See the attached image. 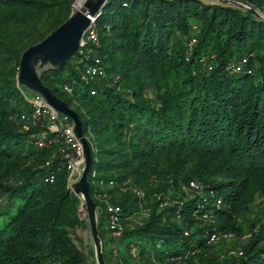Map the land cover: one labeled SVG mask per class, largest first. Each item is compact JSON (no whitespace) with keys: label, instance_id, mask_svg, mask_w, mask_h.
I'll return each mask as SVG.
<instances>
[{"label":"trees","instance_id":"trees-1","mask_svg":"<svg viewBox=\"0 0 264 264\" xmlns=\"http://www.w3.org/2000/svg\"><path fill=\"white\" fill-rule=\"evenodd\" d=\"M238 1L264 17V0ZM73 2L0 0V264H95L92 247L76 231L87 223L79 197L66 191L67 169L52 146L28 141L34 127L19 120L29 107L15 83L21 52L64 20ZM93 23L99 42L92 48L105 76L76 83L70 93L62 89L83 69L78 47L71 57L80 61L69 57L42 71L40 81L76 110L90 143L87 180L100 205L104 263L110 264L109 246L97 190L121 205L120 236L137 237L130 243L139 253L134 262L124 259L128 264H264V206L247 216L255 193L264 204V21L217 0H106ZM244 57L241 70L231 67ZM50 171L55 178L44 180ZM191 178L202 192L176 194ZM125 180L143 195L123 189ZM154 191L172 194L171 202L149 200ZM139 200L151 210L130 225ZM205 209L212 219L203 220ZM240 217L249 236L231 241L235 251L218 252L224 238L210 242L204 233L239 234Z\"/></svg>","mask_w":264,"mask_h":264},{"label":"water","instance_id":"water-1","mask_svg":"<svg viewBox=\"0 0 264 264\" xmlns=\"http://www.w3.org/2000/svg\"><path fill=\"white\" fill-rule=\"evenodd\" d=\"M76 1V0H75ZM106 0H83L76 8L71 4L69 15L57 26L46 33L40 41L28 46L21 52L16 74L15 83L21 92L27 96L38 95L55 110L69 116L71 125L77 138L81 141L83 160L80 164V171L75 179L67 186V192L76 194L80 202L78 213L80 217L86 215L87 227L92 239V251L95 264H105L103 261V240L99 235L100 205L89 194V181L87 173L92 158L90 143L83 135V125L76 110L71 109L66 101L56 97L52 90L41 83L42 71L55 70L65 64L69 57L74 54L80 45L81 37L85 29L94 20ZM223 3H230L246 8L256 18L264 21L263 15L257 8L238 0H217Z\"/></svg>","mask_w":264,"mask_h":264},{"label":"built area","instance_id":"built-area-1","mask_svg":"<svg viewBox=\"0 0 264 264\" xmlns=\"http://www.w3.org/2000/svg\"><path fill=\"white\" fill-rule=\"evenodd\" d=\"M94 20L91 21L90 25L85 29L83 36L81 37L79 53L82 54V60L84 61L83 69L80 71L77 78H73L69 82H64L62 84V89L68 93L72 91V87L76 83H89L92 80H99L101 77L105 76L106 70L92 46L98 45L99 38H97V31ZM196 42V37L193 36L190 40V44L187 46L188 51H191L192 45ZM246 62V58H242L240 61L231 63V67L235 70H241L243 64ZM247 72H251L248 68ZM90 93H94V89L90 90ZM22 97L28 104L29 111H21L19 115V120L22 126L29 130L30 124L34 129H30L28 133V141H31L37 147L52 146V156L55 154L59 155L61 164L67 169L66 182L70 185L76 175L80 171V164L83 160L82 145L81 141L77 138L74 133L73 126L68 115L63 114L59 111H55L44 98L38 95H25L22 93ZM52 157L45 160L49 163ZM94 173V171H93ZM55 178V171H50L44 177V180L52 181ZM99 183H103L100 180ZM109 183L112 184L113 180L109 179ZM188 188L193 190L200 189L199 183L191 178L187 183ZM97 196H103L104 193H100L98 190L94 191ZM156 200L159 206L170 203V199L164 194H157ZM221 197L217 196L214 199V204L219 205ZM121 212V205L109 202L108 200L104 202L102 207V213L104 216V222L107 226V238L108 246L110 251L116 255L119 260V264H128L119 258V252L116 247V239L120 236L123 231L124 223H122L123 216ZM211 215L209 209H205L202 216ZM140 220H138L139 222ZM183 233H187V229L183 230ZM208 236L209 241H218L221 239L228 238L231 234L227 230H210L204 233ZM129 252L132 256L138 255V246L135 243H130ZM181 255L169 256L168 259H178Z\"/></svg>","mask_w":264,"mask_h":264},{"label":"rangeland","instance_id":"rangeland-1","mask_svg":"<svg viewBox=\"0 0 264 264\" xmlns=\"http://www.w3.org/2000/svg\"><path fill=\"white\" fill-rule=\"evenodd\" d=\"M73 3H75V0H74ZM258 11L262 14V12H261L260 9H258ZM197 31L198 30L196 28L195 29H192L190 31V37L185 41V49H187V46L190 44L191 38L193 36L196 37L195 34L197 33ZM193 45H192V47H193ZM186 52L188 54V53H190V50L188 51V49H187ZM78 61H80V58L79 57L74 56V55L71 57L70 62L74 63V62H78ZM73 104L76 106L78 103L75 102ZM195 180L199 183V185L201 187V182L198 181L197 179H195ZM129 181L130 180H125L123 182V184H122L121 187L123 189L125 187H130L129 184H128ZM188 181L187 182H183L182 184H180V186H178L176 188L175 193L176 194H182L181 192H184L186 195L187 194L188 195H191V194H193L195 192H202L201 188L198 189V190H193L191 188H188V186H187ZM93 183L95 185L99 186L96 182L93 181ZM99 184H100V186H99L100 188L104 186V183H99ZM130 188L132 189V191L134 190V192L136 194H138L140 197L143 195L141 189H137L136 186L133 185V187H130ZM157 194H161V195L164 194V195H166L170 199V201H171V199L173 197V195L172 194L170 195L169 193H167V191L166 192H163V191L162 192L161 191H154L153 192V195L151 196V198H149V200H151V201H157L156 198H155ZM96 197L98 199H100L103 204L107 200L109 202H111L109 200L108 196L105 195V194H104V197L103 196H96ZM262 201H263V196L260 193H255L254 199L249 203V205L251 206V210H249V212L247 213V216H250V217L254 218V216L258 215L260 209L264 206V204H263ZM143 202L144 201L139 200L138 203H139V208L140 209L139 210H136L131 216H129V218H127V223L128 224L130 223V225H133L134 222H138V220H141L142 221L145 216H148V213L151 210L150 204H148V205L145 204L144 205ZM158 205H159V203H158ZM82 218L84 219V222L87 223L86 215H84ZM202 218H204L203 220L212 219V215H207L206 217L205 216H202ZM239 219L241 220V223L244 224V228L239 232V234H236L233 231L228 230V232L231 235L228 238H225L224 241H222L223 242V248L222 249L216 248V250L218 252H221L222 250L224 251V249H226L227 251H230V252L235 251L236 248L230 246L231 241H235L236 239L242 240V239H245L246 237L249 236V230L250 229L247 228V226L245 224V221L241 217ZM254 228L256 229V227H254ZM76 231L78 232V234L81 235L82 239L84 240V245L86 247H92V239H90V233H89L87 224L86 225H83V226L82 225H78L76 227ZM107 235L108 234H106V236ZM136 238L137 237L135 235L134 236L133 235H123V236L117 237V239H116V247H117L118 252H119V256L118 257L119 258H123V261L126 262V260H124V259H127L128 262H134L136 260V257L135 258L132 257L131 253L129 252V244H130L131 240H135ZM237 245H240V243L237 242ZM106 246H108V242L105 240V248H106ZM108 248H107V250H108L107 253H109L107 255L108 262L110 264H119V260L120 259H118L116 257V255H114L113 252H110V250ZM139 264H145V263L140 262ZM160 264H163V263H160Z\"/></svg>","mask_w":264,"mask_h":264},{"label":"bare ground","instance_id":"bare-ground-1","mask_svg":"<svg viewBox=\"0 0 264 264\" xmlns=\"http://www.w3.org/2000/svg\"><path fill=\"white\" fill-rule=\"evenodd\" d=\"M82 1H83V0H76L75 3H74V6H75L76 8H78V7L81 5Z\"/></svg>","mask_w":264,"mask_h":264}]
</instances>
